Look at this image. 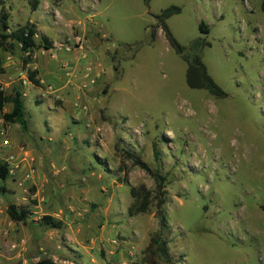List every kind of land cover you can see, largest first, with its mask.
I'll list each match as a JSON object with an SVG mask.
<instances>
[{"label": "rangeland", "instance_id": "1", "mask_svg": "<svg viewBox=\"0 0 264 264\" xmlns=\"http://www.w3.org/2000/svg\"><path fill=\"white\" fill-rule=\"evenodd\" d=\"M262 2L151 0L146 7L143 0H39L31 11L28 0H0L11 30L36 28L41 18L52 38L69 27L55 44L35 29L37 48L26 65L18 43L0 49V85L6 95L22 93L28 121L23 132L0 118V163L8 165L7 180L0 181V264H150L144 251L160 231L170 259L156 264H264ZM45 5L60 16L56 27ZM170 6L181 10L167 20L181 46L209 44L202 62L222 97L189 89L185 62L160 30L152 40L153 16ZM73 36L84 37L83 50L56 55L45 48L62 50ZM96 54L90 95L77 97L70 85L55 90L59 61L72 70L79 60L83 70ZM36 64L45 72L41 88L27 78ZM10 110L8 104L3 112ZM155 174L164 178L163 228ZM142 186L150 204L130 216V188ZM11 204L33 213L23 231L7 216ZM43 215L62 228L37 224Z\"/></svg>", "mask_w": 264, "mask_h": 264}, {"label": "trees", "instance_id": "2", "mask_svg": "<svg viewBox=\"0 0 264 264\" xmlns=\"http://www.w3.org/2000/svg\"><path fill=\"white\" fill-rule=\"evenodd\" d=\"M151 0H143L146 7L149 6ZM28 5L31 11H35L38 8L39 0H28ZM261 11L264 13V0L261 4ZM181 12L180 8L176 6H170L161 10L158 14L153 16L154 25L150 29V34L152 40L155 39V33L160 30L168 43L169 47L175 52L177 56L181 58L186 64L185 70V83L189 89L192 90H205L214 97H222L224 95L222 89L214 82L212 77L208 74L207 69L202 62L201 51L204 47L209 46L205 42L199 40L193 41L189 49L181 46L177 40L171 34L167 20L172 16L177 15ZM7 15L2 9L0 11V49L3 51H10L13 49V43H18L20 45V50L25 54L23 63L26 65L29 63L30 54L37 48L34 41V36L36 34L35 27L31 25H25L16 30H11L7 23ZM199 29L202 33H208V26L202 22L199 24ZM9 31V32H8ZM8 32V33H6ZM7 40L9 43H6ZM8 47H7V46ZM49 49V47H45ZM116 70V67L114 66ZM37 70L27 71L28 81L35 87H41V83L37 78ZM11 105L10 112H3L6 105ZM0 118L4 123L17 124L23 132L28 131V121L26 118L24 98L22 93L18 89H13L10 95H6L0 85ZM154 158L157 160L159 153L153 150ZM126 157L131 159L136 165H138L142 170L147 173H151L149 167L142 162L137 156L130 152H125ZM8 177V165L6 163H0V181L5 182ZM157 180V212L161 221V226H164L163 212L161 209V204L163 201L161 197H164L163 182L164 178L158 174H155ZM1 190H4L3 188ZM130 196L133 199V203L128 207V214L130 216H135L139 213H145L150 204V193L143 186L140 188H130ZM7 216L12 221L25 223L28 218L32 216L29 207L27 206H16L9 205L7 208ZM37 224L51 228V229H61L62 222L56 220L50 215H43ZM145 254L150 259V264H156V258L164 259L166 262L169 261V250L167 243L162 238V233L157 232L154 234L145 248ZM38 264H52L49 260H43Z\"/></svg>", "mask_w": 264, "mask_h": 264}, {"label": "crops", "instance_id": "3", "mask_svg": "<svg viewBox=\"0 0 264 264\" xmlns=\"http://www.w3.org/2000/svg\"><path fill=\"white\" fill-rule=\"evenodd\" d=\"M40 5V4H39ZM39 5H38V8H39ZM37 8V9H38ZM36 9V10H37ZM35 10V11H36ZM43 10L47 13H49V14H52V16H53V22H52V26L53 27H56L57 25H59V23H60V21H61V18H60V16H59V14L55 11V9H53V6H50V5H45L44 6V8H43ZM45 13V14H46ZM42 23H43V20H42V18L41 19H39V20H37V21H35V26H36V31H38L39 33L40 32H42V33H44V34H47L48 35V37L50 38V40H52V42H54V44L57 42V41H60V38H62L65 34H67L68 33V24H67V26H65L67 29L66 30H60L59 32H57V34H56V36H55V38H52L51 36H50V34H49V28L48 27H44V26H42ZM81 30H82V33L84 32V28H81ZM96 40V39H95ZM97 41V40H96ZM46 50H48V51H52V52H55V54L56 55H58V54H61V53H63V52H66L65 50H58V51H56V50H54V49H52V48H49V49H46ZM72 52H74V51H72ZM72 52H70V53H72ZM75 53V52H74ZM54 54V53H53ZM54 54V55H55ZM51 55V54H50ZM53 55H51V57H52ZM71 56H73V54H71ZM93 59H94V62L91 64V65H88L86 68H84L83 70L81 69V67H79V65H80V62H79V60H78V63H77V65H76V67H73L72 68V70H69V61L68 62H66L65 60H63L62 62L61 61H59L60 62V64H59V74L56 76V79H57V85H56V87H54L55 88V90H58V89H63L66 85H70V87H72V88H76L75 90H76V93H77V97H81L83 94H87V95H90L91 94V91L89 90V87H90V85H89V80H90V77H91V75H90V72H92V71H94V69L95 70H97L96 69V67H94V68H92V65L95 63V61H96V59H97V54L93 57ZM97 64V63H96ZM34 70H37V72H38V76L41 78V79H39V81H40V83H41V87L42 86H44L45 85V82L43 81V79H42V77H44V73L45 72H43L42 73V71H40V69H39V67H38V65L36 64V66L34 67ZM73 79H80V82H78L77 81V83H76V81L74 80V82L73 83H75L74 85L75 86H72L73 84L71 83V81H73ZM47 85V84H46ZM49 85V84H48ZM52 85V84H51ZM50 86V85H49ZM41 87H39V88H41ZM50 87H52V86H50ZM53 88V89H54ZM86 90H88V91H86ZM51 91H52V88H51ZM53 98H57V96H52ZM57 100L59 101V103H60V106H62V104H63V102H62V100H60L59 98H57ZM57 101V102H58ZM88 108V107H87ZM87 108L85 107V110H87ZM11 111V110H10ZM74 120V119H73ZM25 153H27V152H23L22 154H25ZM62 175V174H61ZM83 193H85V191L84 190H80V192H79V195H82ZM44 200V199H43ZM69 214V213H68ZM32 215H33V213H32ZM53 215H56V217L59 219V220H62L63 222H64V224H66V221L65 220H63V217L62 216H59V215H57V214H53ZM50 216H52V215H50ZM65 219H66V217H65ZM0 221H2V222H0V230H3V224H5V221H4V219H2V220H0ZM28 222H29V218L26 220V222L25 223H23V222H21V223H19V228H21L22 229V231L25 229V227H27V225H28ZM36 223H37V221H35ZM68 225V227H64V230L66 231V230H68L69 228H70V226H69V224H67ZM32 260V258H28V262H30Z\"/></svg>", "mask_w": 264, "mask_h": 264}, {"label": "built area", "instance_id": "4", "mask_svg": "<svg viewBox=\"0 0 264 264\" xmlns=\"http://www.w3.org/2000/svg\"><path fill=\"white\" fill-rule=\"evenodd\" d=\"M69 42L70 44L67 43L62 47V49L65 50L66 52H71L77 49L83 50L86 40L84 39L83 36H73L72 39L69 40ZM2 136H3V132H0V139L2 138ZM2 144L6 146L9 144V141L7 139H3ZM10 160H13V157H10ZM28 180H30V174H26L24 176V181H28ZM112 244L116 246L117 242L113 240ZM12 248L14 247L12 246ZM109 254H112V251H110Z\"/></svg>", "mask_w": 264, "mask_h": 264}]
</instances>
